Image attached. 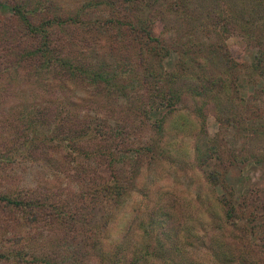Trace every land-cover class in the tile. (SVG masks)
I'll return each mask as SVG.
<instances>
[{
	"label": "trees",
	"instance_id": "1",
	"mask_svg": "<svg viewBox=\"0 0 264 264\" xmlns=\"http://www.w3.org/2000/svg\"><path fill=\"white\" fill-rule=\"evenodd\" d=\"M231 2L235 5V0ZM71 4L0 0V8L8 10L0 18V105H8L6 110L0 107V119L10 117L12 126L0 133V181L14 180L13 163L21 159L42 165L45 174L43 185L17 184L7 192L0 188V235L24 227L30 238L39 240L37 246L23 243L7 250L0 245V261L9 264L11 254H19L17 264H84L92 258L95 264H156L162 259L174 264L177 256L176 264H204L187 251L196 233L180 221L178 210L172 215L152 209L145 217L132 218L120 231L122 240L113 246L103 245L98 231L110 223L108 216L115 214L122 195L131 191L129 182L142 166L140 160L146 157L150 164L169 157L162 144L166 121L178 111L176 104L185 94L202 98L201 110L214 103L220 124L219 113L229 100L230 121L238 131L248 132L228 133L220 126L214 137L205 136L203 150L195 144L199 165L210 164L211 158L223 169L236 162L263 160L264 153L255 149L264 150V107L257 104L264 86L253 85L246 97L240 94V63L233 61L225 43L229 28L239 27L230 2L72 0ZM156 21L173 30V37L155 32ZM172 52L179 73L191 80L199 78L195 68H206L199 85L173 86L178 72L167 70L163 63ZM209 53L214 56L212 66H207ZM244 71L247 82L256 84L264 77V46L258 45L253 63ZM221 94L226 96L224 104ZM120 99L124 101L116 103ZM85 102L93 105H80ZM112 103L123 111L108 115L102 108ZM160 111L161 116L153 115ZM235 136L245 137L246 143L236 144ZM126 162L134 168L132 174L118 166ZM102 166L107 175L99 172ZM221 175L213 171L208 181L222 187L224 200H217L226 221L234 224L238 212L252 202L235 204ZM257 204L264 207V201ZM97 215L104 220L96 224ZM239 239L212 237L213 260L244 262L234 247L233 240ZM26 247L29 259L22 260Z\"/></svg>",
	"mask_w": 264,
	"mask_h": 264
},
{
	"label": "rangeland",
	"instance_id": "2",
	"mask_svg": "<svg viewBox=\"0 0 264 264\" xmlns=\"http://www.w3.org/2000/svg\"><path fill=\"white\" fill-rule=\"evenodd\" d=\"M57 1L65 6L72 5V0ZM227 1L232 6L230 7V12L231 16L234 17L233 21L237 20L239 27L234 25V29L233 27L229 28L225 43L229 51H232L234 55L233 61L240 63L237 66V73L238 75L241 74L240 77L242 76L243 79L237 82L242 87L240 94L246 97L254 89L253 85L257 86L258 89L264 86V77H259L256 84L247 82L248 77L244 71L248 65L253 63L258 45L260 47L264 46V0H235V5H233L231 0ZM214 2L210 1L209 3L213 4ZM219 5L223 8L225 7V4L222 2ZM208 7L210 6L208 5ZM7 13L8 10L6 8H0V18H3ZM216 13L220 14L222 11L217 10ZM155 32L168 38L173 37L175 33L171 29H165L163 23L160 21H156L155 23ZM232 32L235 33L230 34ZM250 33L256 35V37L250 36ZM202 35L204 37L203 32ZM259 40L262 41L260 42L261 44H259ZM255 42L258 43L253 45L252 43ZM207 56V66H212L214 64V56L211 53L207 54ZM176 57V54L172 52L169 58L163 61L167 70H177L178 72L173 86L176 89H185L192 84L199 85V78L203 76L206 68L204 66L202 70L195 68L194 75L198 74L199 78L191 80L187 77V74L179 73V67H176L175 62ZM198 61L203 62L201 59H198ZM214 74L217 75L218 70H215ZM220 98L224 104L226 96L221 94ZM202 100L200 97L191 99L188 97V94H185L182 96V100L176 104L178 111L167 119L162 141V144L169 149V157L167 160L163 159L165 158L163 157L161 160L150 164L147 162L146 157L140 160L142 166L132 178V183L129 182L128 187L131 191H127V193L122 195L121 202L115 208V214L108 216L110 223L98 231L99 240H101L103 245L110 244L113 246L116 242H120L122 240V232L120 231H122L123 225L132 220V218L145 217L152 209L159 208L162 211H170L172 215L175 210H178L180 212V221L185 222L187 226H193V233H196L195 237L191 239L193 245L187 247V251H190V254L201 260L202 263L220 264L218 261L213 260L212 257L211 247L215 245L213 242H210L212 237L217 238V240L231 241L232 237L236 236L240 239L238 241L233 240L235 250L241 254L240 258H244V262L239 259L240 264H244L245 262L247 264L249 261L255 262V264H264V245L261 244V240L264 239V207L257 204L260 201H264V154L262 155L263 160L259 162L254 160L236 162L225 169L215 166L219 162L215 158H211L210 164L199 165V155L197 156L196 154L195 144L203 150L204 142H206L204 137H214L219 132L220 126L225 127L228 133H239L241 135L248 133L243 129L238 131L237 127H235V122L230 121L229 110H231L233 105L229 100L223 105L224 111L219 113L222 124H220V120L215 115L214 103L206 104L205 109L202 110L198 108V105L202 104ZM120 101L124 100L120 99L116 103L120 104ZM259 103L264 107V94L261 95L260 100H257V104ZM80 105L88 107L93 104L85 102L83 104L80 103ZM0 107L6 110L8 105L6 103L5 105L1 104ZM116 107L117 109L112 103L111 105L105 104L102 109L108 115H115L117 114L116 112L123 111L118 106ZM110 109L112 113L109 111ZM198 111L201 113H198ZM162 113L163 111L154 112L153 115L158 117ZM9 120L10 117L7 120L0 119V133L12 129ZM198 132L203 136L198 138ZM1 141L3 139H0ZM245 141V137L240 138V136H235L234 138L236 144L246 143ZM255 152L264 153V150L259 147L255 149ZM13 165L14 180L0 181V188L6 192L14 190L17 184L25 186L30 184L34 186L37 183L40 185L45 184L42 182L45 181L43 180L45 174L42 165L24 159L20 161L15 160ZM118 166L126 174H132L134 171V168L131 169L130 162L120 163ZM213 171H219L222 174L220 179L224 180L231 189L232 195L230 196L235 204L242 200L246 203L252 202L250 205L246 204L249 208H246L244 212H238L234 224L226 221L225 215H222L224 213L222 206L218 203V200L221 202L224 200L223 196L225 195H223L222 187L220 184L212 185L208 181L210 180L208 176ZM99 172L107 175L108 169L102 166ZM48 184L49 182L46 183V185ZM246 196L250 197V199H246ZM109 208L110 206L108 205L104 210L106 216L109 214ZM103 220L104 218L101 215L94 216L93 218V221H97L96 224ZM16 229L18 231L13 232L11 235H0L2 249H8L9 247L23 243L33 246L38 245L39 240L35 242L33 238H30L26 228L19 227ZM19 232L23 234L22 241L19 240ZM46 243L49 244L47 241ZM28 250L29 247L24 249L22 260L29 259ZM59 257L64 258L62 254H59ZM19 258V254H11L9 264H17ZM175 261H177V256H175L174 264H176ZM161 263L173 264L163 259ZM161 263L157 262L156 264ZM0 264H4L2 260ZM84 264H95V259L92 258L89 262L86 260ZM232 264L236 263L233 262Z\"/></svg>",
	"mask_w": 264,
	"mask_h": 264
}]
</instances>
